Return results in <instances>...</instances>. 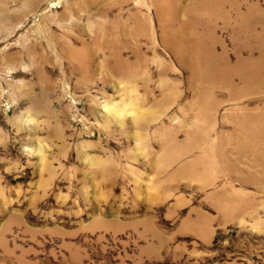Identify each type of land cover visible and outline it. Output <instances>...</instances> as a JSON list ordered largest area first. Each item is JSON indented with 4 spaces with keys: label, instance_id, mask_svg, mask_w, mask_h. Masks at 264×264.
<instances>
[{
    "label": "rangeland",
    "instance_id": "374dc122",
    "mask_svg": "<svg viewBox=\"0 0 264 264\" xmlns=\"http://www.w3.org/2000/svg\"><path fill=\"white\" fill-rule=\"evenodd\" d=\"M251 113L264 0H0V264H264Z\"/></svg>",
    "mask_w": 264,
    "mask_h": 264
},
{
    "label": "bare ground",
    "instance_id": "6f19581e",
    "mask_svg": "<svg viewBox=\"0 0 264 264\" xmlns=\"http://www.w3.org/2000/svg\"><path fill=\"white\" fill-rule=\"evenodd\" d=\"M198 95V94H197ZM196 108H198V109H200V110H204V105H202V104H200V105H196ZM247 117H252L253 119H257V118H261V116H264V113L261 115L260 113H251V114H249V115H246ZM199 119H203V118H206V114L205 113H202V114H200L199 116ZM207 137V136H206ZM206 137L205 136H202V135H199V137H195V138H193L192 139V142L190 143V146H189V148L188 149H190L191 148V145H193L194 143H196V142H204V141H208L207 139H206ZM209 152H211V151H209ZM239 152H241L242 153V156H246L247 155V150H245V149H239ZM214 153V152H213ZM226 153V152H225ZM200 161H202V160H200ZM198 173H202L201 171H198Z\"/></svg>",
    "mask_w": 264,
    "mask_h": 264
}]
</instances>
